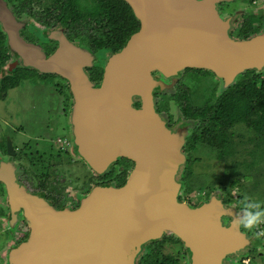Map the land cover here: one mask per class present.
<instances>
[{"label":"water","instance_id":"95a60500","mask_svg":"<svg viewBox=\"0 0 264 264\" xmlns=\"http://www.w3.org/2000/svg\"><path fill=\"white\" fill-rule=\"evenodd\" d=\"M125 1L140 29L108 57L95 87L86 72L94 65L88 51L59 32L54 37L59 46L45 54L24 40L25 23L0 0V24L16 57L27 68L69 82L74 142L89 165L103 173L120 157L135 163L124 186H97L79 208L56 209L17 183L12 163L0 162L11 210L24 212L32 226L31 235L12 247L10 264H97L118 246L140 252L165 232L185 242L192 264H221L242 247L232 241L231 227L209 220L215 201L194 208L179 202L178 185L171 188L168 179L177 173L172 163L179 151L154 109L152 73L173 78L188 68L208 69L230 84L244 71L264 67V34L234 39L232 19L217 11L219 0ZM136 98L141 109L132 107ZM7 149L16 154L10 139ZM164 181L170 195L160 189Z\"/></svg>","mask_w":264,"mask_h":264},{"label":"rangeland","instance_id":"374dc122","mask_svg":"<svg viewBox=\"0 0 264 264\" xmlns=\"http://www.w3.org/2000/svg\"><path fill=\"white\" fill-rule=\"evenodd\" d=\"M7 2L10 7L22 5L21 0H7ZM82 2L85 3L86 0H82ZM224 3L227 8L225 18H230L233 21L231 30L233 35H241L244 28L248 29L249 34H253L260 28V25H256V23H264V0H230ZM33 7L37 16H40L41 8L39 5L35 4ZM22 16L19 19L25 23L23 29L28 30L30 39L36 36L38 38L41 34L43 37L45 36V28L42 26L44 24L39 19L36 17L32 19L27 15ZM32 22L35 24L31 27ZM86 26L90 29V27L94 28L97 25L86 23L82 27ZM83 34L89 35L85 30L81 33V35ZM98 34V31L94 29L93 35L97 36ZM73 37L82 48H86L85 50L93 56L94 65L91 67L106 65L112 52L107 53L105 49L98 51L93 48L90 49L88 43L81 36L75 35ZM45 41H48L46 37H44ZM18 64L19 59L15 56L3 64L4 66L0 70V88L1 79L13 73ZM19 73L21 74L19 84L15 88L9 89L4 97L0 96V162L10 159L14 161L13 164L20 175V180L27 187L28 192L46 195L48 190L40 189L39 182L45 180L50 182L61 192L63 198L67 199L65 208L68 209H73L70 203L71 199L80 198L81 200L85 198L86 193L91 192L98 183H102L101 181L105 184L99 186L112 185L117 187L116 183L108 182L112 180L116 182V177L121 175L124 169L130 174L134 165L131 162L124 164L117 162L111 167L107 173L108 178H106L97 176L88 163L80 158L74 142L71 121L73 99L69 82L59 75L42 74L30 69L22 68ZM260 73L261 82L264 84V69ZM162 79L167 80L169 78L162 77ZM175 80H177L175 89L170 86L166 92L159 91L156 95L162 104L167 105L165 112L173 115L175 120L184 121L186 118L183 117L180 107L177 106L180 104L178 102L180 99L178 95L176 96L179 87H181V92H189L193 99L192 102L196 106L203 108L204 101L208 100L209 104L214 105L225 92L236 90L233 87L240 81V78L237 77L232 83L226 84L221 78H216L209 72L193 74L190 71H184L176 76ZM201 102L203 104H199ZM208 120H203V124L201 120L185 121V128H181L182 131L177 132L176 139L181 140L183 135L185 140L189 137L187 148L190 150L184 149V146L180 147L179 153L182 154L185 162L177 168V173L173 177L175 181H172L170 177L168 181L171 183L179 180L180 199L191 206H201L213 196L225 200L230 204L229 207L238 210V213H241L240 201L245 196L250 200L260 202L264 206V154L262 152L264 150L262 148V151L257 150L260 143L259 133L250 125L248 120H238L232 126L227 127L224 133L226 139L231 140L223 149L233 152V155L219 159L216 157V150L210 146L211 144L207 139L196 140L198 134L200 135L202 131L208 129ZM205 126L207 128L203 129ZM194 133L195 136H193ZM8 139L11 140L16 152L14 158L10 157L12 155L6 154ZM176 156L175 154L173 157ZM35 161L39 162L36 163ZM165 182L160 184V189L168 194L170 190ZM41 200L46 202L44 199ZM7 202L5 187L0 183V264H7L6 256L13 246L10 244L12 239L7 227L9 223L7 219L9 203ZM209 220L216 222L212 219ZM172 235V233L168 234L165 238L167 243L161 244L163 245L162 248L158 249L154 256L172 255L177 258L175 264H190L189 250L184 245L179 244ZM231 237L233 242L238 243L237 238L240 237V232L235 223L231 225ZM168 240L175 241L174 245L172 246V242ZM258 245L257 242L253 244L255 247ZM252 252H254L253 255L250 254L249 256L251 260L247 259L249 257L244 258L249 260L248 264H264V250L260 253L257 250H252ZM132 254L131 248L118 246L105 253L102 256L103 259L97 264L108 258H120Z\"/></svg>","mask_w":264,"mask_h":264},{"label":"trees","instance_id":"16d2710c","mask_svg":"<svg viewBox=\"0 0 264 264\" xmlns=\"http://www.w3.org/2000/svg\"><path fill=\"white\" fill-rule=\"evenodd\" d=\"M22 5H16V12L19 17L22 16V11H27L28 16H33L31 5L38 4L41 8L40 16H35L44 25L54 24L60 26L67 31L68 36L75 40V35L85 39L90 48L95 50L105 49L112 53L119 52L127 44L130 37L139 31L141 23L135 16L133 9L125 0H21ZM33 14V15H32ZM23 17V16H22ZM97 26L82 27L85 24ZM82 28H81V27ZM252 27V25H251ZM94 29L98 31V35H93ZM86 31L89 35H81ZM89 30H91L89 32ZM255 34V33H253ZM252 34V35H253ZM241 35L250 37L248 29H242ZM246 35V36H245ZM83 39H81L83 41ZM16 55L10 49L8 37L0 24V70L11 58ZM18 59V58H17ZM30 69L38 72L35 69L27 68L19 60V64L14 69L13 73L1 79L2 85L0 88V96L4 97L9 89L15 88L20 80L21 69ZM196 72H209L210 70L195 69ZM96 77L102 75V71L96 70ZM56 75V74H55ZM250 76V75H249ZM245 75L242 79L231 88L234 91L225 92L224 95L214 105L205 103L203 108L196 106L189 95L188 91L182 93L185 103L182 104L185 114L205 118L208 113L209 127L207 130L197 135L196 140L207 139L210 146L216 150V157L219 159L233 155V152H228L226 147L228 143L224 130L232 126L238 120L250 122L256 130L259 139V147L257 150H264V84L260 86ZM66 80V79H65ZM209 90V89H207ZM205 98V97H203ZM199 104H203V103ZM209 114V115H210ZM203 121V119H202ZM204 123V122H203ZM207 128L206 126L203 128ZM262 148V149H261ZM264 154V151H262ZM124 184V181H123ZM62 209V206L59 207Z\"/></svg>","mask_w":264,"mask_h":264},{"label":"flooded vegetation","instance_id":"af4514ba","mask_svg":"<svg viewBox=\"0 0 264 264\" xmlns=\"http://www.w3.org/2000/svg\"><path fill=\"white\" fill-rule=\"evenodd\" d=\"M224 2L220 1V0L218 2H216V8H217V11L220 14V16H222L224 20H227V19H230V18H225V11H227V8L225 7L226 4ZM34 5L30 6V8L32 10L31 12H33L34 15L32 14L33 16H28L26 14L27 11H26V13L22 11V15L25 13L23 15V17L25 15H27L29 18L34 19V17L37 15L36 12H35V8L33 7ZM15 7L16 6H12L10 8H11V11L14 14V16L19 19L20 17L18 16V14L16 12L17 10H16ZM20 21L22 22V20H20ZM34 24H35V22H32V24L30 26L32 27ZM232 24H233V21H232ZM256 25H260L259 26L260 28H259V30H257L255 32V34H253V35L250 34L251 35L250 37L244 38V36H242V35H238L237 36V35H233L232 31H230V32H231L233 38L236 39V40H245V39H249L251 37L257 36V35L264 34V23H256ZM42 26H43V28H45V31H44V35L45 36L44 37H46V39H48V41L44 42V37L42 36V34L38 38L36 36V37L30 39L29 38L30 34L27 33V31H28L27 29L24 30L23 28H21L20 29V34L24 38V40H26L27 42H33V43L38 44L42 48L44 53L47 54V55H51L57 49V47L59 46L58 41H56L54 39V37L59 32L64 34L65 37L71 43H73L75 46L81 47L78 44V42H76V40H74V39L72 40L68 36L67 31H65V29H63L62 27L55 26L54 24L42 25ZM52 26H54V27H52ZM231 30H232V27H231ZM31 36H34V34H31ZM88 48H90V47H88ZM83 49H86V48L83 47ZM90 49H92V48H90ZM106 51H107V53L111 52L109 50H106ZM263 69H264V67L261 68V69L251 68V69H248V70L244 71L240 75H238V77L242 79L243 75H245L247 77V75L249 76L251 74V76H249V78H253L252 80H254L260 86V83H262L261 82V78L262 77H261V73L260 72ZM96 70L102 71V75L100 77H96V73H95ZM104 70H105V66H95V67H87L86 68V72L88 73L91 81L95 84V87H99L101 85L102 80H103ZM185 71H190L193 74L194 73H201V72H196L195 70H193L191 68H188ZM162 77H165L162 73H158V72L152 73V78L154 80L153 104H154V109H155L157 115L160 117L162 122H164V125L166 126V128L171 131V134L173 136H176L177 132L179 130L182 131L181 128H185V125H184L185 121H188V120H201L202 121V119L204 121H206L207 119H209V117L211 116L210 113H208L205 118H199V117H195V116H192V115L188 116L187 114H185L183 106H182V104L185 103V99L183 98L182 93H184L185 91L181 92L182 91L181 87H179V91L176 94V96L178 95V97L180 99V101H178V102H180V104L177 105V106L180 107V109H181V111L183 113L182 115L186 119L184 121L183 120L181 121L180 119L179 120H175L173 115H171L170 113L165 112V110H167V105L165 103L162 104L158 100V97H157L156 94L159 93V91L160 92H166V89H169L170 86L175 89V87H176L175 86V82L177 80H175V77H173V78L166 77V79L169 78L167 80L162 79ZM215 77L217 78L216 74H215ZM222 80L225 82L224 79H222ZM157 89H159V90H157ZM71 96H72V99H73V106H74V97H73L72 94H71ZM190 97H191V100H193L191 95H190ZM142 106H143V103L138 98H136L133 101V103H132V107L135 108V109H141ZM169 117H171V118H169ZM204 121H202V124H203ZM193 136H195V133L193 134ZM229 140H231V139H228L227 141H229ZM173 141L175 142L174 146L176 147V149H178V151H179L180 147H183V146H184V149H188L187 145L189 143V137H187V139L185 140L184 135H183L181 140L175 139ZM76 148H77V151H78V153L80 155V158L86 161V159L80 154L77 145H76ZM188 150H190V148ZM6 154L10 156V154H8V152H7V149H6ZM10 157L14 158L15 156L12 155ZM9 162L12 163V165H13L14 175L16 177L17 183L20 186H22V187L27 189V187L24 185V183L20 180V175L16 171V167L13 164L14 161L10 159ZM35 162L38 163L39 161H35ZM117 162L120 163V164L121 163L124 164V163H127V162H131L135 166L134 161L129 159V158H127V157L118 158V160L115 161L112 164V166L114 164H116ZM184 162H185V160L183 161V156H182L181 153H178L177 156L173 159L174 165L176 167H178V168L181 167V165ZM88 165H89V163H88ZM134 166H133V168H134ZM111 167H109L108 170H106L103 173H98L90 166V168L97 174V176L98 175L99 176H104L106 178H108L107 177L108 176L107 173L109 172ZM129 176H130V174L128 173V171H126L124 169L123 172L121 173V175L116 177V180H117L116 182H114V180H112V181H110L108 183H116L117 188H120V187L124 186L127 183ZM123 181H124V184H123ZM178 181L179 180H177V182H172V184H171V188L172 189L173 188H177V185H178V188H179ZM101 182L102 183H98L96 186L105 184L103 181H101ZM0 183L4 186V184L2 182H0ZM39 188L40 189L43 188L46 191L48 190V192H46V195H41V194L36 193V192H29V193L32 196H34V197L42 198V199L46 200V202L48 204L52 205L56 209H60L59 207H61V206H62V208H65L67 206V202H68L67 199L63 198V195H61V192H59L56 189L55 186H52L50 182H47L46 180L42 181V182H39ZM49 189H50V191H49ZM85 190H86V187H85ZM5 191H6V189H5ZM89 194H90V192H87L86 193L87 196L85 198H87ZM177 196H178L179 202H183L180 199V194H179L178 191H177ZM85 198H83L81 200H80V198L71 199L72 200V201H70V203L72 204L71 207L73 209L79 208L81 203H82V200H84ZM213 201H215V204L212 206V209H211V211L209 213V219L215 220V221H217V222H219V223H221V224H223L225 226L231 227L234 218L236 220H238L239 219L238 215L240 214V216H242V213H238V210H236V209L235 210L237 212L235 210H233L232 207H229L230 204H228L227 202H225V200L221 199L218 196H213L209 201H207L205 203H202L201 205L211 204ZM183 203H186L189 206H191L187 202H183ZM8 207H9V213H8V218L7 219H8L9 223H8L7 227H8V233H9L11 239H12L10 241V244H12L13 246L14 245H20L21 243H23L31 235L32 226H31V223H28V221L26 220L27 218H25L24 212L17 210V211H15V213H13L12 210H11L10 205H8ZM191 207L196 208V207H199V206L195 205V206H191ZM2 217H4V216H2ZM236 228L240 232V237H238L237 240H238L239 244L242 247L239 248L231 256H228V257L224 258L222 260L221 264H248L249 260H251V258L249 257L250 254L253 255V253H254V252H252V250H257L259 253L263 251L264 246H263L262 241L260 240L259 237L251 234L250 231H245L242 228H239L237 226H236ZM168 234H170V232H165L161 237H159V238H157L155 240H152L150 242H147L146 244H144L142 246V249H141L140 252H133V254L131 256L110 259L105 264H175V262H177V258H174L172 255L165 256V257L154 256V253L158 252V249L162 248L163 245H161V244H163V243L166 244L167 243L165 238L168 236ZM172 236H174L176 238V240L179 242V244H182V245H184L186 247L185 242L182 241L179 237H177L174 234ZM168 241L172 242L171 243L172 246L174 245L173 243H175V241H173V240L172 241L168 240ZM256 242L259 244L258 247L253 246V244H255ZM10 254H11V251H9V253L6 256V263L7 264L12 262L11 259H10ZM246 257H249V258H247L249 260L244 259ZM246 261H248V263H245ZM189 262H190V264H192L191 263V259H190Z\"/></svg>","mask_w":264,"mask_h":264},{"label":"clouds","instance_id":"9594fccd","mask_svg":"<svg viewBox=\"0 0 264 264\" xmlns=\"http://www.w3.org/2000/svg\"><path fill=\"white\" fill-rule=\"evenodd\" d=\"M242 216L234 218L233 223L245 231H252L261 223H264V206L258 201L250 200L247 196L240 201Z\"/></svg>","mask_w":264,"mask_h":264},{"label":"built area","instance_id":"2783aa9c","mask_svg":"<svg viewBox=\"0 0 264 264\" xmlns=\"http://www.w3.org/2000/svg\"><path fill=\"white\" fill-rule=\"evenodd\" d=\"M250 232H251V234L259 237L262 241L263 246H264V223H261L254 230H252ZM263 250H264V248H263ZM245 263H248V261H246Z\"/></svg>","mask_w":264,"mask_h":264}]
</instances>
